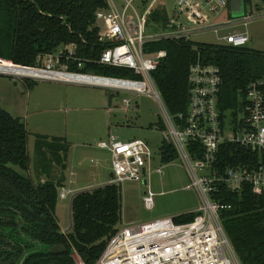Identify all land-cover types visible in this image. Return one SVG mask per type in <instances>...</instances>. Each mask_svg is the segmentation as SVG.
Returning a JSON list of instances; mask_svg holds the SVG:
<instances>
[{"label":"trees","instance_id":"trees-1","mask_svg":"<svg viewBox=\"0 0 264 264\" xmlns=\"http://www.w3.org/2000/svg\"><path fill=\"white\" fill-rule=\"evenodd\" d=\"M108 8V0H0V61L36 67L46 54L63 45L75 44L76 54L85 60V65L71 66L70 71L135 77L127 69L99 63L106 45L100 40L97 13ZM152 17L167 19L166 14L158 12H153ZM145 50L167 52L152 76L174 116L187 110L189 69L193 63L201 61L221 68L223 82L218 106L224 117L227 111H232L235 120L245 111L248 86L264 79V50L247 45L234 47L169 37L148 42ZM159 123L163 129L162 121ZM28 135L22 118L0 104V224L11 227L8 230H12L15 241L11 251L0 248V264L20 261L24 253L22 242L29 251L24 264H73L74 250L86 263L94 264L122 222L121 184L109 183L76 193L71 200V225L63 232L56 217L63 179L35 181L27 174L31 166ZM68 150L69 143L64 137L39 135L35 142L36 155L44 162H57L61 169L66 168ZM160 151L166 163L179 158L173 145L165 141ZM259 163H264V153L226 142L220 147L217 167L223 172L228 167ZM48 169L46 163L38 161L39 175L48 174ZM213 196L232 205L220 215L242 264H264V193L256 192L248 184L240 191L220 184ZM196 215L197 211L183 213L175 216V220L189 222ZM33 239H38L41 246L64 244L67 251H42L36 248Z\"/></svg>","mask_w":264,"mask_h":264},{"label":"built area","instance_id":"built-area-1","mask_svg":"<svg viewBox=\"0 0 264 264\" xmlns=\"http://www.w3.org/2000/svg\"><path fill=\"white\" fill-rule=\"evenodd\" d=\"M134 0H125L120 10L115 0H108L109 8L99 10L100 40L105 43L99 63L120 67L135 77L104 76L94 73L70 71L69 67L83 68L85 60L77 56L75 44L63 45L41 59V65L30 67L50 73L70 76H46L43 79L82 83L76 76L103 77L102 83H86L103 86L118 95L121 91L144 93L154 98L160 107L164 141L173 145L183 160L201 197L196 217L189 222H179L175 216H167L143 223L119 226L107 240L105 249L94 264H242L221 220V211L232 207L213 196L219 185L240 191L250 185L256 192L264 193V163L228 167L220 172L219 151L222 144L236 142L255 152L264 153V79L252 82L247 88L246 106L242 117L235 120L232 111L225 117L218 106V95L223 82L221 68L201 61L189 69L190 93L186 112L174 116L152 76L166 57V50L148 53L145 45L154 40L169 37H187L222 24L211 21V14L228 10L232 0H176L172 14L166 22V31L155 36L145 34L146 16H128ZM248 17H245V20ZM197 27L191 28L189 22ZM222 43L234 47L246 46L247 33L230 32L221 37ZM58 67H63L59 69ZM25 77V76H23ZM36 78V77H35ZM122 102L126 109L132 106L128 97ZM159 127V126H158ZM98 147L111 153L113 178L110 184H122L126 180L140 179L152 171L155 153L143 138L123 140L111 134ZM144 171L146 173L144 174ZM156 172L163 174V168ZM67 187L59 188V197L67 199L72 193ZM144 204L148 209L155 205V192L145 191ZM73 264H88L76 250L72 252Z\"/></svg>","mask_w":264,"mask_h":264},{"label":"rangeland","instance_id":"rangeland-1","mask_svg":"<svg viewBox=\"0 0 264 264\" xmlns=\"http://www.w3.org/2000/svg\"><path fill=\"white\" fill-rule=\"evenodd\" d=\"M175 1L134 0V7L129 8L127 15L136 17L135 8L143 17L147 9L151 8L152 13L146 16L145 34L159 35L166 31V22L173 12ZM115 2L120 10L124 9L125 0ZM153 12L166 14L167 19H153ZM245 17L248 19L245 20ZM229 19L236 22L218 25L217 32L215 28H209L191 33L189 37L197 42L222 43L220 38L230 32H243L250 37L248 47L264 50V0L246 1L244 14L240 16H235L231 8L211 14V21L217 24ZM98 23L100 25V21ZM189 24L191 28L198 26L193 21ZM112 91L86 83L0 73V104L14 116L21 117L29 132L31 166L27 174L35 181L50 179L61 182L64 173L71 180L63 183V179L62 186L67 185L73 191L67 199L59 197L56 208V217L63 232L71 225L72 197L78 192L109 184L111 153L98 147V143L108 140L111 134L123 140L146 139L155 153L151 172L140 179L126 180L121 184L123 217L119 226L178 216L197 211L200 207L199 191L192 186L183 160L179 157L166 163L161 158L164 136L159 123L161 112L157 101L144 93L121 91L114 95ZM125 96L132 104L128 109L122 102ZM39 135L64 137L68 141L65 169H61L57 162H44L42 157L36 155L35 142ZM38 161L48 165V174L39 175L36 171ZM157 167L163 168V174L155 171ZM148 189L155 192L153 209L146 208L144 204L143 197Z\"/></svg>","mask_w":264,"mask_h":264},{"label":"bare ground","instance_id":"bare-ground-1","mask_svg":"<svg viewBox=\"0 0 264 264\" xmlns=\"http://www.w3.org/2000/svg\"><path fill=\"white\" fill-rule=\"evenodd\" d=\"M0 72L7 73V74H14L15 76H31V77H46V76H70L65 73H50V72H45L40 69H34V68H22V67H17L14 64H8V63H1L0 64ZM76 80L82 83H102L106 81L105 79H99V78H94L90 76H76Z\"/></svg>","mask_w":264,"mask_h":264},{"label":"water","instance_id":"water-1","mask_svg":"<svg viewBox=\"0 0 264 264\" xmlns=\"http://www.w3.org/2000/svg\"><path fill=\"white\" fill-rule=\"evenodd\" d=\"M245 5H246V2L245 0H232L231 1V10L233 12V14L235 16H240V15H243L244 14V10H245ZM2 62H0L1 64ZM15 66L17 67H22V68H30V67H27V66H22V65H16L14 64ZM1 74H7V73H3V72H0ZM81 76H88V75H81ZM25 77H31V76H25ZM90 77H94V78H99V79H104L103 77H99V76H90ZM36 79H43L41 77H36ZM146 173V171H144V174ZM113 172L111 171L110 172V177L113 178ZM144 182L146 183V179L144 180ZM40 250L42 251H45V252H53V253H58V252H64V251H67V248L65 247L64 244H56L54 246H46V245H43L41 246ZM29 252H27L23 259L20 261L19 264H23L24 261L26 260V257L28 256Z\"/></svg>","mask_w":264,"mask_h":264},{"label":"flooded vegetation","instance_id":"flooded-vegetation-1","mask_svg":"<svg viewBox=\"0 0 264 264\" xmlns=\"http://www.w3.org/2000/svg\"><path fill=\"white\" fill-rule=\"evenodd\" d=\"M22 225H23V222H22ZM7 226H8V225H7ZM23 226H24V225H23ZM10 228H11L10 226H9V227H3V226L0 224V248H4V249H6V250H8V251L13 250V249H12V246H13V244L15 243L14 238L12 237V234H11L12 230H11V231L8 230V229H10ZM22 236H23V238L26 240L25 236H24V235H22ZM32 241H33V243L36 244V246H37L36 248H38V249L41 248V244H42V243H40L38 239H33ZM21 244H22L23 247H24V253H23L22 258L20 259V261L23 259L24 255H25L27 252H29L28 249H25V243L22 242ZM38 249H37V250H38ZM28 255H29V254H28ZM27 257H28V256H27ZM27 257H26V259H27ZM20 261L16 262V264H19ZM25 261H26V260H25ZM25 261H24V263H25ZM24 263H23V264H24Z\"/></svg>","mask_w":264,"mask_h":264},{"label":"crops","instance_id":"crops-1","mask_svg":"<svg viewBox=\"0 0 264 264\" xmlns=\"http://www.w3.org/2000/svg\"><path fill=\"white\" fill-rule=\"evenodd\" d=\"M229 8H231V5H230V7ZM169 15V14H168ZM63 176H62V179H64V182L63 183H66L67 181L68 182H71V180H69V177H67V176H64V173L62 174ZM64 177V178H63ZM62 179H60V180H62ZM43 180V179H42ZM66 180V181H65ZM67 186V185H66ZM66 186H60V187H66Z\"/></svg>","mask_w":264,"mask_h":264}]
</instances>
